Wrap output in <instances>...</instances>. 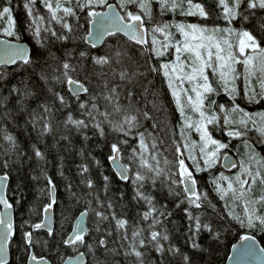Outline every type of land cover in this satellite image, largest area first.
Listing matches in <instances>:
<instances>
[{"label": "snow or ice", "instance_id": "6c2138e0", "mask_svg": "<svg viewBox=\"0 0 264 264\" xmlns=\"http://www.w3.org/2000/svg\"><path fill=\"white\" fill-rule=\"evenodd\" d=\"M39 4L47 16L36 7L37 0L23 3L29 18L26 30L39 48H46L54 41L73 40L76 29L69 18L79 19L78 13H86L88 17L90 27L83 39L91 49H97V42H104L105 38L126 37V40L117 39L102 54L80 51L76 63L72 62L75 56L72 51H66L63 59L48 52L47 59L52 63L46 59V66L34 61L36 54L28 47L7 39L0 41V82L7 81V66H24L25 70L32 67L37 76L36 80L30 76L28 82L21 81L23 87L13 85L7 95L0 93V121L12 118V111L8 110L12 101L19 106L13 111H27L24 105L30 100L42 99L39 109H33L27 121L38 136L52 132L55 113L64 109H69L63 120L68 134L62 139L70 141L73 130L83 134L86 140L91 139L86 134L88 129L101 139H107L109 132L117 136L110 143L107 160L115 178L131 186L132 201L144 210L138 214L137 221L130 223L126 214L115 211L117 199L123 200L124 193L120 192L118 197L112 193L113 178L101 173L97 183L86 175L89 166L79 165L80 183L88 189L86 195L90 197L89 210L97 220L96 230L104 233L98 247L114 256L122 252L127 264H149L148 251L158 254L159 264H166L169 258L178 260V264H194L191 254L171 242L172 233L178 229L170 219L174 215L172 209L168 203L161 202L167 197L158 198L156 194L160 189L174 198L176 209H182L185 240L190 249L205 251L199 242L204 234L213 240L220 238L219 226H214L205 214L209 207L217 213L216 205L207 192L199 189L192 170L208 172L215 168L223 150L230 147L229 143L214 138V128L226 129L228 137L241 140L245 146L238 161L225 163V167L236 169L232 175L221 172L211 177L210 183L224 207L222 214L217 213L219 219L229 228L235 222L241 228L264 231V155L255 147L257 143L264 145V110L248 111L236 102L242 95L249 105L264 103V15H260L264 13V0H215V9L205 0H116L115 4L108 0H39ZM101 7L107 11L96 10ZM13 11L12 0H0V30L4 36L18 41ZM169 15L171 18L165 19ZM189 18H197L198 22H190ZM214 18L224 23H207ZM249 23L251 29L247 27ZM88 61L92 65L90 69L85 68ZM81 71L85 78L95 76L99 91L89 92L74 75ZM149 75L164 78L180 117V139L173 136L170 144L161 136L165 131L161 127L163 122L153 115L163 112L164 106L158 102ZM65 82L78 103L79 117L70 110L66 96L55 87ZM81 94H88L89 99L80 100ZM221 94L231 103L212 99ZM145 122H150V126ZM192 132L198 140L192 138ZM250 133L255 135V141ZM170 150L172 158H169ZM32 151L37 160L45 159L35 144ZM24 155L17 137L0 126V156L6 157L0 167L7 170ZM186 159L192 162L191 166ZM95 163L102 167L99 160ZM41 176L45 180L41 195L48 197L44 205L47 213L57 202V186L46 172ZM9 179V171L0 174V264H8L9 247L17 232L14 204L5 192ZM32 179L38 181L40 177ZM66 189L71 198L79 199L71 183ZM87 215L88 211L80 214L73 235L63 241L65 245H87L92 250L85 239ZM105 222L109 227L102 230L100 225ZM45 227L52 236L51 227L43 221L30 225L31 230L22 233L24 250L32 264H48L32 252L40 243L35 239L36 231ZM114 232L119 248L108 247V238ZM240 240L242 243L233 246L237 261L264 259L261 256L264 248H257L252 242L253 235H243Z\"/></svg>", "mask_w": 264, "mask_h": 264}, {"label": "trees", "instance_id": "16d2710c", "mask_svg": "<svg viewBox=\"0 0 264 264\" xmlns=\"http://www.w3.org/2000/svg\"><path fill=\"white\" fill-rule=\"evenodd\" d=\"M108 2L116 3V0H108ZM23 3L24 0H12L15 31L20 37L18 41H25L30 44V50L36 54L34 56V61L40 65H45L48 52H52L60 59H63L66 51H72L75 54L72 62L76 63V58H78L80 51L102 54L104 51H107L108 48L112 47L117 39L126 40V37L123 36L106 38L97 49H91V46L86 44L83 39L88 30V17L86 13H78L79 19L75 17L69 18L70 22L76 29L73 40L68 42L54 41L48 43L46 48H39L32 34L26 30L29 18L23 8ZM205 3L208 4V2ZM212 4L215 6V0L212 1ZM36 7L43 15L47 16V13L39 4V0H37ZM260 15H264V13H260ZM170 18V15L165 17V19ZM177 18L180 19V17ZM195 19L198 20L197 18ZM212 21L220 23L222 20L217 19L215 21L213 19ZM207 23L211 24V20L207 21ZM53 26L57 31H61L59 25L54 24ZM235 26L240 27L239 24H236ZM247 27L251 29L252 24L249 23ZM257 35L259 36L260 33H257ZM0 36L15 40L14 38L4 36L2 30H0ZM47 62L49 64L52 63L50 59H47ZM91 67L92 65L90 61L85 63V68L90 69ZM5 75L7 76V81L0 82V93H3L4 95L8 94V90L13 85L23 87L21 81L28 82L30 76L33 80L37 79L32 67H28L27 70H25L24 66H7ZM74 75H76L77 78L89 88V92L94 94L99 91L95 76L85 78V73L83 71ZM148 79L153 81L158 102L164 106L163 112L153 113V115L156 116L159 121L163 122L161 127L165 128V131L161 132V136L170 144L173 136H175L177 140L180 139L178 127L180 122L179 114L172 102L164 78L159 75H149ZM55 87L66 96V99L71 106L70 110L74 115L79 117L77 110L78 103L75 97H73L68 91L67 83L58 84ZM213 98L216 99L217 102L226 104L231 103L228 100V97L224 94L214 96ZM88 99V94H81L80 100L83 101ZM149 99H151V97H149ZM40 103H43L42 99L39 101L30 100L28 104L24 105V108H26L27 111H13V108H19V106L16 105L15 101H12L11 106H8V110L12 111V118L0 121V126L5 127L17 137L19 148L25 153V155L20 157L15 164L10 166L9 169L5 170L0 167V174H3L4 171H9L10 174L6 195L14 204V225L17 229L16 235L9 247L10 260L8 261V264H26L27 262V253L25 252V246L22 243V233L31 230L30 225L40 222L44 205L48 203V197L46 195H41V189L45 185V180L43 176H41L42 172H46L48 176L52 177L57 186V202L53 205V235L49 236L47 231L43 229L37 230L35 233V239L39 240L40 243L32 248V252L36 254L37 257L48 258L52 264H60L66 257L78 252H83L85 254V264H98V261L102 262V264H127L122 252L119 255L114 256L111 253H105L103 249L98 247L97 242L104 233L103 231L97 232L96 230L98 226L97 220L94 213L89 210L88 202L90 197L86 195L88 189L80 183L81 176L79 174V165L87 164L90 171L86 175L90 176L97 183H99L101 173L111 176L113 178L112 193H116L117 197L120 192L124 193L123 200L117 199L115 211L117 214H126L130 223L138 220V214L144 210L143 206L137 205L132 201L131 186L123 184L115 178L114 172L107 160V157L110 154V143L116 141V134L109 132L107 139H101L92 129H88L86 130V134L91 137V139L86 140L83 134L77 133L73 130L70 134L71 140H64L62 139V136L68 134V132L63 127V120L69 110L64 109L55 113L52 132L42 137L38 136L37 131L33 130L32 125L27 121L29 120V114L32 110L39 109ZM239 104L248 111L264 110V103H261L260 105H249L248 103ZM145 123L150 126V122ZM212 134L214 138L223 142V129L214 128L212 129ZM228 138L229 137H226V139ZM252 138L253 141H255L254 135ZM230 139V147L227 150H223L215 168L208 172H196L194 168L192 169L198 181L199 189L208 193L209 199L216 205L217 213L221 214L224 212L223 202L219 200V197L216 195L213 186L210 183L211 177L216 176L221 172L230 176L236 171V169L224 170L221 167V158L224 153H230L234 156L236 155V159L239 160L245 152V146L241 140ZM33 144L44 153V160H37V158H35L32 151ZM255 147L257 152L264 155V145L257 143L255 144ZM89 153H91V155H89ZM185 155L187 156V154ZM93 157L95 159H93ZM5 158L6 157L4 156H0V163H2ZM169 158H172L171 150ZM96 160L101 162L102 167L97 166L95 163ZM186 163L189 166L192 164L188 159H186ZM61 173H63V175H61ZM33 176H38L40 179L38 181L33 180ZM69 183L72 184L73 191L78 194V200L70 197V194L66 189V186ZM112 193H109V195ZM156 194L158 198L161 196L167 197L166 201L162 200L161 202L168 203L169 208L172 209L174 213L170 219L175 221V227L178 231L172 233L171 242L180 247L182 251L191 254L193 256L194 264H225L231 246L242 233L253 234L264 247V231H251L246 228H241L235 222H232V226L229 228L224 221L219 219V215L213 213V210L209 207L206 209L205 214L213 222L214 226H219L217 230L220 232V238L218 240H213L210 236L204 234L199 242L205 251L203 253L195 252L188 247L185 240V229L183 226L186 221L182 209H176L174 207V198L167 196L166 190L160 189ZM101 195H103V193H101ZM17 200H19V203H16ZM83 210L88 211L86 221L88 234L85 236V239L87 244L92 245V250H89L87 245H65L63 243L71 231L73 220L77 214ZM239 211L240 209H237V212ZM25 221H27V223H25ZM143 226L146 227V225ZM100 227L103 230L107 229L109 225L105 222L103 225H100ZM112 227L114 229V224ZM169 228H172L171 224H169ZM108 239L109 248H119V243L117 242L118 237L115 232L113 233V236ZM45 241L47 242L46 244L44 243ZM146 256L149 264H159V256L154 251L146 252ZM169 262L170 264H178V260L173 258H169ZM169 262H166V264H169Z\"/></svg>", "mask_w": 264, "mask_h": 264}, {"label": "water", "instance_id": "95a60500", "mask_svg": "<svg viewBox=\"0 0 264 264\" xmlns=\"http://www.w3.org/2000/svg\"><path fill=\"white\" fill-rule=\"evenodd\" d=\"M112 4H115V3H112ZM97 11H102L103 12V11H107V9H105V8L104 9H97ZM89 27H90V25L88 24V28ZM86 36H87V34H86ZM5 39L10 40L13 43H20V44L24 45L25 47H28L29 49H31L30 44L27 43V42H25V41H15V40H11V39H8L6 37L0 36V41H3ZM91 39H94V37H92ZM102 43L103 42H97V47L100 46ZM88 45H90V44H88ZM67 87H69V86L67 85ZM226 161H237V159L232 154H226L221 159V167L224 170H232L231 168L225 167ZM111 168L113 170V167L112 166H111ZM6 191H7V188L5 189V192ZM85 211L86 210L81 211L76 216V218L74 219L73 224H72V229H71V231H70V233H69V235L67 236L66 239H68L71 235H73L74 228L79 223L78 217L80 216V214L82 212H85ZM13 220H14V212H13ZM86 220H87V216L84 218V225H85V227H86ZM41 221H43L47 226L51 227V229L53 230V207L47 213L44 212V209L42 210V219H41ZM40 222H38V223H40ZM41 229L47 231V227L41 228ZM243 235H253V234H250V233H242L238 237V239L236 240V242L230 248L229 254H228V256H227V258L225 260V264H264V259H243V260H239V261H237L235 259V257H236V248H234L233 246L234 245H237L238 246L240 243H242V241L240 240V237L243 236ZM252 242L256 244V246H257L258 249L259 248H264L256 236H254V241H252ZM81 253H83V252H78V253H76L74 255H71V256L66 257L60 264H85L86 263V256L83 253V256L81 257ZM261 256L264 257V254H261ZM43 258L48 262V264H52L51 261L48 258H46V257H43ZM9 260H10V254L8 252V261ZM26 264H32V262L29 261L28 258H27Z\"/></svg>", "mask_w": 264, "mask_h": 264}, {"label": "rangeland", "instance_id": "374dc122", "mask_svg": "<svg viewBox=\"0 0 264 264\" xmlns=\"http://www.w3.org/2000/svg\"><path fill=\"white\" fill-rule=\"evenodd\" d=\"M212 1L213 0H206L205 2H208V4H209V6L211 7V8H213V9H215V6H214V4H212ZM180 19H182V18H180ZM190 20V22H198V20H196L195 18H192V19H189ZM211 20V23H213V19H210ZM214 20L216 21L217 19H215L214 18ZM216 23H219V22H217L216 21ZM224 22L223 21H221L219 24H223ZM238 83H241V86H242V82H238ZM214 97V96H213ZM212 97V99H214ZM238 99H237V103H242V104H246L247 102L242 98V95H241V97H237ZM218 103H221V102H218ZM253 105H255V104H253ZM253 112V111H252ZM221 130H222V128H220ZM250 136H252L253 137V135L250 133L249 134ZM191 136H192V138L193 139H196V140H198L199 139V137L197 136V134L195 133V132H192L191 133ZM192 163V162H191Z\"/></svg>", "mask_w": 264, "mask_h": 264}, {"label": "flooded vegetation", "instance_id": "af4514ba", "mask_svg": "<svg viewBox=\"0 0 264 264\" xmlns=\"http://www.w3.org/2000/svg\"><path fill=\"white\" fill-rule=\"evenodd\" d=\"M255 111H260V110H254L253 112H255ZM223 129V134H224V138H223V142H225V143H229V145H231V137H229L228 138V140L226 139V137H228L225 133H226V129H224V128H222ZM251 134H253V133H251ZM254 137H255V135H254ZM230 139V140H229ZM225 154V153H224ZM236 156V155H235ZM237 157V156H236ZM78 215V214H77ZM76 218V217H75ZM74 221V220H73ZM73 224V223H72Z\"/></svg>", "mask_w": 264, "mask_h": 264}, {"label": "bare ground", "instance_id": "6f19581e", "mask_svg": "<svg viewBox=\"0 0 264 264\" xmlns=\"http://www.w3.org/2000/svg\"><path fill=\"white\" fill-rule=\"evenodd\" d=\"M79 214V213H78Z\"/></svg>", "mask_w": 264, "mask_h": 264}]
</instances>
